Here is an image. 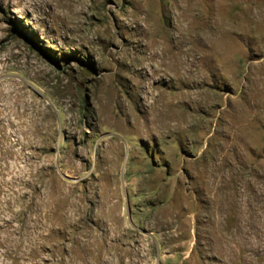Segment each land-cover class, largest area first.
<instances>
[{"label": "rangeland", "instance_id": "374dc122", "mask_svg": "<svg viewBox=\"0 0 264 264\" xmlns=\"http://www.w3.org/2000/svg\"><path fill=\"white\" fill-rule=\"evenodd\" d=\"M0 264H264V0H0Z\"/></svg>", "mask_w": 264, "mask_h": 264}]
</instances>
